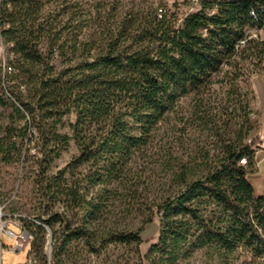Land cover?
<instances>
[{
	"label": "trees",
	"instance_id": "trees-1",
	"mask_svg": "<svg viewBox=\"0 0 264 264\" xmlns=\"http://www.w3.org/2000/svg\"><path fill=\"white\" fill-rule=\"evenodd\" d=\"M45 4L44 0L0 1V38L14 57L9 66L23 77L28 90L25 96L0 86L14 98L6 99L0 91V104L22 117L29 114L18 135L24 137L27 128L38 126L48 163L69 144L70 137L58 133L56 126L75 112L71 127L79 153L74 162L90 166L84 183L118 179L126 160L147 143L153 127L176 101L208 86L225 67L236 90L264 68V39L255 35L264 29V0H199L178 26L162 7L143 15L126 12L121 19L114 15L115 8L110 9L101 30L91 42L83 43L81 57H67L61 68L56 53L66 57V49L74 46L59 44L61 36L46 18ZM240 107L245 119L237 136L225 143L218 163L199 177H182L183 187L157 206L154 215L160 216L161 225L159 240L148 252L152 264L157 258L173 262L183 250L194 248L242 249L264 259V193L256 195L249 179L256 152L264 145L260 135L246 141L252 129L250 112L248 103ZM14 136L10 130V151L18 150ZM34 137L35 131L28 141ZM4 146L2 142L0 149ZM64 174L61 170L47 177L48 184L65 180ZM83 203L95 213L92 201ZM154 215L137 230L109 231L107 240L141 243V233ZM59 219L55 214L47 222ZM90 234L84 225L67 223L54 233L53 257L74 238Z\"/></svg>",
	"mask_w": 264,
	"mask_h": 264
},
{
	"label": "rangeland",
	"instance_id": "rangeland-1",
	"mask_svg": "<svg viewBox=\"0 0 264 264\" xmlns=\"http://www.w3.org/2000/svg\"><path fill=\"white\" fill-rule=\"evenodd\" d=\"M44 2L46 18L53 23L54 33L61 36L59 44L66 42L67 48L74 46L66 49V57L56 53L60 68L67 57H81L83 43L91 42L95 33L101 30L110 9L115 8L114 15L121 19L126 12L143 15L162 7L178 26L188 12L197 7L188 0ZM9 48L0 38V86L21 91L26 96L28 90L22 82L23 77L17 76L18 71L14 68H7L14 59ZM226 70L227 67L215 74L208 86L179 98L153 127L147 143L126 160L120 177L103 184L84 183L90 166L74 162L79 153L71 127L76 122L75 112L65 115L56 126L58 133L70 137L69 144L59 157L48 163L43 155L38 126L27 128L24 137L18 135L29 114L22 117L14 108L0 104V144L5 145L0 149V191L10 197L16 195L12 208L46 219L59 214L60 219L49 224L54 233L62 231L67 223L72 227L84 225L91 232L89 237L74 238L57 257L52 255L53 264H152L148 252L159 240L161 225L160 216L154 215L157 206L183 187L182 177L188 180L199 177L218 163L225 143L237 136L245 119L240 103H248L246 111L250 112L252 129L246 141L260 135L263 123L260 113L253 109L252 79L248 83L241 82L236 90L227 79ZM1 93L6 99L14 100L7 91ZM230 117L232 120L227 121ZM10 130L15 133L13 139L18 141V150L10 151ZM34 131L35 137L28 141ZM49 145L53 147V141ZM260 152L254 170L249 174L256 195L264 193V153ZM61 170H65V180L57 178L49 185L48 179L59 175ZM83 201H92L96 206L94 214L87 210ZM153 215V221L141 233V243L107 240L109 231L137 230L144 219ZM40 231L37 247L42 252L45 230L40 228ZM29 250L30 245L22 252L10 254L7 263L23 261ZM156 261V264H264V259L242 249L226 252L211 248L185 249L173 262H159L158 258Z\"/></svg>",
	"mask_w": 264,
	"mask_h": 264
},
{
	"label": "built area",
	"instance_id": "built-area-1",
	"mask_svg": "<svg viewBox=\"0 0 264 264\" xmlns=\"http://www.w3.org/2000/svg\"><path fill=\"white\" fill-rule=\"evenodd\" d=\"M197 5L199 0H190ZM162 9L160 10V12ZM214 9L212 10V12ZM242 40L240 45H244ZM12 70L11 66L7 67ZM241 163L246 165L247 159ZM16 195L10 197L0 191V264H53L52 253L54 232L44 216L28 214L12 208V201ZM40 228L45 230L43 251L37 247L41 237ZM30 245V250L23 261L7 263L10 254L24 251Z\"/></svg>",
	"mask_w": 264,
	"mask_h": 264
},
{
	"label": "crops",
	"instance_id": "crops-1",
	"mask_svg": "<svg viewBox=\"0 0 264 264\" xmlns=\"http://www.w3.org/2000/svg\"><path fill=\"white\" fill-rule=\"evenodd\" d=\"M255 35H258L261 39H264V29L256 31ZM252 88L254 90V98L252 102L253 109L260 113L259 117L261 119V122L263 123L262 128L260 130V135L262 136V141L264 145V68L260 73H257L253 76ZM258 152H260V154H263L264 148L257 150L256 159Z\"/></svg>",
	"mask_w": 264,
	"mask_h": 264
}]
</instances>
